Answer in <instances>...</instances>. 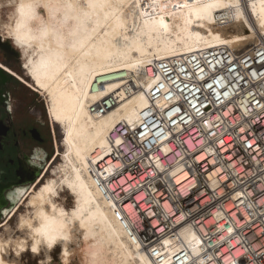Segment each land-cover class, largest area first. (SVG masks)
I'll return each mask as SVG.
<instances>
[{"label":"bare ground","instance_id":"bare-ground-1","mask_svg":"<svg viewBox=\"0 0 264 264\" xmlns=\"http://www.w3.org/2000/svg\"><path fill=\"white\" fill-rule=\"evenodd\" d=\"M207 3L227 7L206 11ZM0 31L20 50L27 84L46 97L50 119L62 129L51 174L12 192L25 208L17 224L26 218L57 234L71 221L70 241L52 249L40 245L35 254H43L46 264H167L129 233L97 185L94 164L108 153L118 123L140 124L148 92L160 78L157 72L145 75V69L207 48L264 42V0H0ZM97 81L104 83L94 86ZM109 95L119 104L93 113L91 105ZM34 174L26 165L19 178L24 183ZM62 191L72 195L70 207L60 200ZM5 202L0 197V207ZM183 236L199 252L189 229ZM18 241H26L31 252L27 232L15 236L6 223L0 243L14 249ZM58 248L60 260L54 262ZM8 259L16 264L21 257L13 250Z\"/></svg>","mask_w":264,"mask_h":264},{"label":"built area","instance_id":"built-area-1","mask_svg":"<svg viewBox=\"0 0 264 264\" xmlns=\"http://www.w3.org/2000/svg\"><path fill=\"white\" fill-rule=\"evenodd\" d=\"M153 72L160 78L140 124L118 123L94 164L101 192L155 259L264 264V42L194 51L143 71ZM118 104L109 95L91 111Z\"/></svg>","mask_w":264,"mask_h":264},{"label":"rangeland","instance_id":"rangeland-1","mask_svg":"<svg viewBox=\"0 0 264 264\" xmlns=\"http://www.w3.org/2000/svg\"><path fill=\"white\" fill-rule=\"evenodd\" d=\"M3 38L0 31V66L6 70L0 83V125L4 126L0 131V197L6 200L0 207V227L4 229L0 234L5 232L7 223L17 236L21 234L17 229L18 214L25 208L20 203L23 198L13 201L12 192L21 186L29 188L43 175L51 174L49 167L56 154V143H61L62 129L53 125L46 97L27 84L29 77L20 50L11 39ZM58 162L60 156L52 167ZM22 163L35 171L34 177L24 183L19 178ZM60 200L67 207L73 204V197L67 191L61 192ZM42 258L43 254H32L29 250L22 255L26 264H40ZM52 260L59 262V248L53 252Z\"/></svg>","mask_w":264,"mask_h":264},{"label":"clouds","instance_id":"clouds-1","mask_svg":"<svg viewBox=\"0 0 264 264\" xmlns=\"http://www.w3.org/2000/svg\"><path fill=\"white\" fill-rule=\"evenodd\" d=\"M71 224L69 220V224L64 226V230H62L58 235L57 234H49L37 231L39 227H34L32 224L28 222L26 218H21L17 224V229L22 232H27L28 238L32 239L34 245L38 248L40 245H44L48 249H52L60 240L65 242L70 241L71 237L68 231V227ZM26 243V241H23Z\"/></svg>","mask_w":264,"mask_h":264},{"label":"snow or ice","instance_id":"snow-or-ice-1","mask_svg":"<svg viewBox=\"0 0 264 264\" xmlns=\"http://www.w3.org/2000/svg\"><path fill=\"white\" fill-rule=\"evenodd\" d=\"M185 6H187V5H185ZM131 7L135 8V4L133 3L131 5ZM217 7H227V5H223L220 3H207V4L203 5V8L206 11H211L213 8H217ZM161 22L163 23V21H161ZM165 27H166V25H165ZM116 143L120 144L121 142L119 140H117ZM61 228H63V225H61ZM3 231H4L3 227H0V232H3ZM37 231L48 233L45 226L40 227L39 229H37ZM58 234L59 233H57V235ZM13 250L15 251L16 257H21V259L19 261H17L16 264H22V254L26 251V245L23 241L16 242L14 249L6 248L3 243H0V264H12V261L8 259V256L11 254V252ZM31 252L34 254L37 253L38 248L35 245H32L31 246ZM64 255L67 256L68 253L65 252ZM41 264H46V262L42 260ZM193 264H195V261L193 262Z\"/></svg>","mask_w":264,"mask_h":264},{"label":"water","instance_id":"water-1","mask_svg":"<svg viewBox=\"0 0 264 264\" xmlns=\"http://www.w3.org/2000/svg\"><path fill=\"white\" fill-rule=\"evenodd\" d=\"M5 73H6V70H4V69L0 66V83H1L2 77L5 75Z\"/></svg>","mask_w":264,"mask_h":264},{"label":"flooded vegetation","instance_id":"flooded-vegetation-1","mask_svg":"<svg viewBox=\"0 0 264 264\" xmlns=\"http://www.w3.org/2000/svg\"><path fill=\"white\" fill-rule=\"evenodd\" d=\"M4 130V126H3V124L1 125V127H0V131H3ZM26 165L24 164V163H22L21 164V167H20V169H19V171L21 170L22 171V168H24ZM0 183L2 184V182L0 181Z\"/></svg>","mask_w":264,"mask_h":264}]
</instances>
